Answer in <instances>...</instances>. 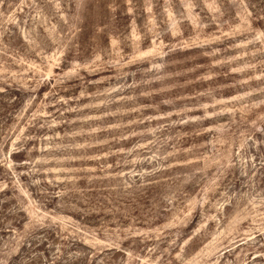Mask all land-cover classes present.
Instances as JSON below:
<instances>
[{
  "label": "rangeland",
  "instance_id": "obj_1",
  "mask_svg": "<svg viewBox=\"0 0 264 264\" xmlns=\"http://www.w3.org/2000/svg\"><path fill=\"white\" fill-rule=\"evenodd\" d=\"M0 264H264V0H0Z\"/></svg>",
  "mask_w": 264,
  "mask_h": 264
}]
</instances>
